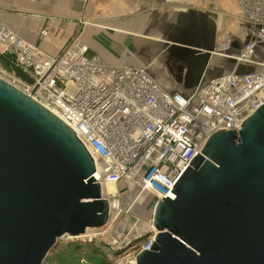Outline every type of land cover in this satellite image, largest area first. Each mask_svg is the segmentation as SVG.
<instances>
[{"label": "water", "instance_id": "95a60500", "mask_svg": "<svg viewBox=\"0 0 264 264\" xmlns=\"http://www.w3.org/2000/svg\"><path fill=\"white\" fill-rule=\"evenodd\" d=\"M180 44L169 48L186 61L198 55L204 68L218 53ZM252 72L242 65L237 74ZM108 220L94 161L73 130L0 78V264H44L59 239ZM152 225L154 242L136 264H264V104L237 134L207 139L155 205Z\"/></svg>", "mask_w": 264, "mask_h": 264}, {"label": "built area", "instance_id": "2783aa9c", "mask_svg": "<svg viewBox=\"0 0 264 264\" xmlns=\"http://www.w3.org/2000/svg\"><path fill=\"white\" fill-rule=\"evenodd\" d=\"M243 21L253 27L249 42L234 58L237 65L260 66L264 55V0H234ZM47 32H42L45 37ZM232 36H223L216 51H228ZM0 55L31 80L20 89L55 112L85 147L95 164L97 182L132 183L133 191L106 195L109 220L104 234L113 250L127 248L147 236L146 243L127 264H136L156 231L152 219L138 227L117 230V220L136 208L142 223L139 196L154 202L165 199L207 139L220 129L237 134L242 122L264 104V70L239 75L226 73L184 97L167 93L142 68L109 66L87 56V47L75 35L56 56L45 54L7 29L0 21ZM35 91L33 92V89ZM133 201L125 209V201ZM127 202V201H126ZM88 241H92L89 239Z\"/></svg>", "mask_w": 264, "mask_h": 264}, {"label": "crops", "instance_id": "0c3cea01", "mask_svg": "<svg viewBox=\"0 0 264 264\" xmlns=\"http://www.w3.org/2000/svg\"><path fill=\"white\" fill-rule=\"evenodd\" d=\"M0 21L50 56L79 34L88 57L145 69L164 91L184 97L214 78L237 73L242 65L264 70L235 62L254 29L243 21L234 0H0ZM42 32L47 35L41 37ZM227 33L232 36L228 51L213 54L205 68L198 55L186 61L185 53L169 48L187 47L180 44L187 41L216 50ZM254 59L262 63L264 55Z\"/></svg>", "mask_w": 264, "mask_h": 264}, {"label": "rangeland", "instance_id": "374dc122", "mask_svg": "<svg viewBox=\"0 0 264 264\" xmlns=\"http://www.w3.org/2000/svg\"><path fill=\"white\" fill-rule=\"evenodd\" d=\"M227 17H228V15H227ZM0 78H2L4 80H6L7 82L15 85L19 89H23L24 83L19 78L14 76V74L11 72L10 68L2 62L0 63ZM129 187H131V188L129 189ZM133 189H134V185L132 183L128 184V182H125V181H121L117 185V190L120 194H122L123 192H126V191L132 192ZM112 190H115V187L103 186V190H102L103 197L106 195H110L108 193L112 194V192H111ZM107 191H109V192H107ZM126 201H125V207H124L125 209L133 201V198H128ZM135 205H137L138 207L139 206L144 207V208H142L143 211H141L142 223L140 224L136 221L135 218L140 217V214H139L138 210L134 207L130 210L129 215H125L123 218L114 222L117 230H125L128 227L133 228L135 226L138 227L139 229H142V228L147 229L148 228V227H145V224L146 223L148 224L149 221L152 219L153 210H154V202H153L152 197L149 194L141 195L138 197ZM104 230H106V228H104V227H102L100 229H89L85 232L84 235H82L78 238H72V237L66 236V237L59 239L57 241L55 248L49 254V256H48V258L44 264H47V261H49V260H50V262L48 264H55V263L58 264V261L56 258L57 253H59L61 250H63L64 247L66 245H68L69 243L95 242L99 246L102 244H105V245H108L110 247V245L108 244V237L110 235V232L104 234ZM149 235H150V233L147 234V236H145L141 240L139 239V240L134 241L127 248H122L121 250H115V251H118L117 252L118 254L115 257L112 256L111 250H109L105 246L102 247V251L105 252L107 254V256L110 257L111 259L113 258L112 259L113 263H115V264H127L126 260H128L130 258V256H132L134 253H136L141 248V246L144 243H146L147 237ZM89 239H91L92 241H88Z\"/></svg>", "mask_w": 264, "mask_h": 264}, {"label": "trees", "instance_id": "16d2710c", "mask_svg": "<svg viewBox=\"0 0 264 264\" xmlns=\"http://www.w3.org/2000/svg\"><path fill=\"white\" fill-rule=\"evenodd\" d=\"M1 62L7 65L14 76L19 78L24 84H31V80L29 79V77L18 68L14 67L9 62L7 57L0 55V63ZM103 246L111 250L113 257L117 256L118 251L111 249L108 245L105 244L99 246L95 242H74L69 243L64 247L63 250L57 253L56 258L58 264H115L113 263V258L111 259L105 252L102 251ZM49 262L50 260L47 261V264Z\"/></svg>", "mask_w": 264, "mask_h": 264}, {"label": "bare ground", "instance_id": "6f19581e", "mask_svg": "<svg viewBox=\"0 0 264 264\" xmlns=\"http://www.w3.org/2000/svg\"><path fill=\"white\" fill-rule=\"evenodd\" d=\"M54 115H56L55 114V112H53L52 110H50ZM107 186H109V187H115V190H112L111 192H112V194L111 193H108V194H110V195H116L117 194V187H116V185H113V184H106L105 185V187H107ZM131 187H129V189H130ZM110 190V189H109ZM107 192H109V191H107Z\"/></svg>", "mask_w": 264, "mask_h": 264}]
</instances>
